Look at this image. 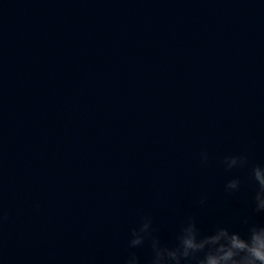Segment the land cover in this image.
Here are the masks:
<instances>
[{"label": "clouds", "instance_id": "9594fccd", "mask_svg": "<svg viewBox=\"0 0 264 264\" xmlns=\"http://www.w3.org/2000/svg\"><path fill=\"white\" fill-rule=\"evenodd\" d=\"M201 164L207 165L208 153L202 152ZM226 172L247 170V177L229 179L224 191L237 193L245 184L254 188L251 197L252 213L264 214V164L252 163L246 153L227 155L220 161ZM207 195H201L199 205L204 206ZM241 229L217 224L208 232L198 227V218L187 216L173 233L172 242L165 243L151 216H143L131 227L127 239V255L123 264H264V224L255 222L253 216L241 218ZM145 245L149 255L142 261L135 249Z\"/></svg>", "mask_w": 264, "mask_h": 264}]
</instances>
